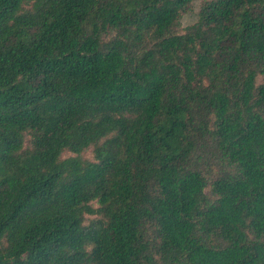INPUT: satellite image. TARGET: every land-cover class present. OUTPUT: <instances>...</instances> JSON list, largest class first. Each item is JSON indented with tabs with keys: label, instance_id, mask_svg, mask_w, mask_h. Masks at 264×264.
Instances as JSON below:
<instances>
[{
	"label": "trees",
	"instance_id": "trees-1",
	"mask_svg": "<svg viewBox=\"0 0 264 264\" xmlns=\"http://www.w3.org/2000/svg\"><path fill=\"white\" fill-rule=\"evenodd\" d=\"M0 264H264V0H0Z\"/></svg>",
	"mask_w": 264,
	"mask_h": 264
},
{
	"label": "rangeland",
	"instance_id": "rangeland-1",
	"mask_svg": "<svg viewBox=\"0 0 264 264\" xmlns=\"http://www.w3.org/2000/svg\"><path fill=\"white\" fill-rule=\"evenodd\" d=\"M199 6H200V2L197 1L195 4H194V7H193V11L189 14H187L183 20H182V23H183V27L184 28H187L188 26H191L193 25L196 20H197V13L199 11ZM66 156H69V154H67ZM84 157L92 160L93 159V154H92V150H89L87 151L85 154H84Z\"/></svg>",
	"mask_w": 264,
	"mask_h": 264
}]
</instances>
